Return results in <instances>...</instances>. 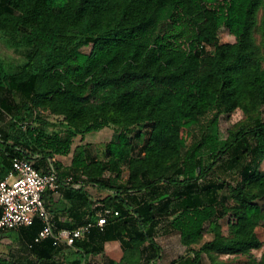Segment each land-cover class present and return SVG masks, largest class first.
Returning <instances> with one entry per match:
<instances>
[{"label": "trees", "instance_id": "trees-1", "mask_svg": "<svg viewBox=\"0 0 264 264\" xmlns=\"http://www.w3.org/2000/svg\"><path fill=\"white\" fill-rule=\"evenodd\" d=\"M221 26L237 40L220 42ZM0 40L27 49L19 71L0 61V114L7 115L0 150L11 160L35 159L41 168L69 154L77 135L117 128L105 157L53 160L61 179L82 183L62 186L81 203L80 224L97 219L90 184L112 191L99 201L119 212L70 245L78 256L71 264H101L92 257L109 239H119L124 254L104 264H157L155 234L164 218L188 248L167 264H220L218 255L263 246L256 229L264 225V120L221 138L218 116L264 104V0H0ZM212 111L200 142L183 153V129ZM222 165L241 167L234 185L215 178ZM41 225L39 217L30 224ZM35 238L39 258L54 257L62 245ZM0 264L25 263L0 252Z\"/></svg>", "mask_w": 264, "mask_h": 264}, {"label": "rangeland", "instance_id": "rangeland-1", "mask_svg": "<svg viewBox=\"0 0 264 264\" xmlns=\"http://www.w3.org/2000/svg\"><path fill=\"white\" fill-rule=\"evenodd\" d=\"M263 10L261 9L258 15V27L255 31V37L259 44L262 43V35L260 31V23L262 18ZM168 22H163L160 26V31H165L168 26ZM220 42H234L237 40L234 33H232L227 27L221 26L218 31ZM85 52H90L91 47L82 48ZM214 51L215 49L212 48ZM27 49L25 47H14L0 40V61L3 63L5 69L8 72L19 71L22 69L23 65L27 62ZM215 111L201 118V121L193 126L192 128H184L183 135L186 139V145L183 149V153L187 150H191L195 145L200 142L201 133L207 124H209L212 117L215 115ZM257 117L264 120V104L259 105L256 108L245 111L242 108H238L231 114L222 112L218 116L220 137L226 138L231 130H236L239 127L247 126L251 124ZM54 121H60L62 118L57 115L51 117ZM136 129V128H135ZM135 129L132 131L134 134ZM117 130L115 126H107L100 130H93L85 134L77 135L72 143L71 152L68 155V160L71 161L74 155H77L79 159H84L86 155H93L95 157L103 158L105 157L106 149L105 143L111 140L114 136V132ZM145 141L143 136L137 141L138 146L142 145ZM261 171H264V161L261 164ZM241 167H225L219 166L215 172V178H219L221 181H227L229 184L234 185L240 177ZM95 186L89 185V189L94 191ZM228 190V189H227ZM259 202L264 207V199H260ZM228 219L229 215L225 216L222 220V226L225 231L228 230ZM259 237L263 242L261 248H254L251 252L246 254H221L218 255L217 260L220 264H259L262 255L264 253V225H260L256 229ZM171 232V231H170ZM168 231L161 228L157 234V242L164 249V261L167 263L175 258L180 257V255L186 253L185 246L181 243L180 236L178 232H171L167 234ZM209 237V235L207 236ZM9 237H2L0 240V250L5 256L10 255V251L17 250L16 246L11 247L13 244L9 242ZM201 244H196L194 247L198 248ZM21 253L20 251H18ZM209 260H206L208 263Z\"/></svg>", "mask_w": 264, "mask_h": 264}, {"label": "built area", "instance_id": "built-area-1", "mask_svg": "<svg viewBox=\"0 0 264 264\" xmlns=\"http://www.w3.org/2000/svg\"><path fill=\"white\" fill-rule=\"evenodd\" d=\"M63 185L81 186L82 183L75 182L73 176L61 179L55 167L38 168L35 159L14 156L11 173L0 179V233L30 225L35 217H39L43 227L35 241L52 237L56 244L73 245L95 225L103 227L108 216L119 213L111 208H103L96 223L88 222L75 228L58 230L55 216L45 203L44 193L47 190L58 191Z\"/></svg>", "mask_w": 264, "mask_h": 264}, {"label": "crops", "instance_id": "crops-1", "mask_svg": "<svg viewBox=\"0 0 264 264\" xmlns=\"http://www.w3.org/2000/svg\"><path fill=\"white\" fill-rule=\"evenodd\" d=\"M7 119L6 114H0V127L4 125L5 121ZM2 134L0 133V137ZM69 154H56L54 158H47L43 161H41L40 165L42 169H49L51 167H54L53 160H60L65 164H70L72 162L68 160ZM12 171V160L10 157V154L7 150L1 149L0 150V179L4 178L5 176L9 175ZM91 185V184H90ZM74 187H80V186H74ZM87 188L90 192V197L94 201L92 204H90L92 209H95V214L97 215L96 221L87 220L82 222L80 224L81 215L78 214V211H80L81 203L77 202L75 200H71L68 198V194L64 193V188H61L58 191L53 190H47L44 193V200L48 208L53 212L55 216V223L57 225V229L62 228H70L73 224H77L76 226L72 227L75 228L79 225L88 223V222H94L96 223L100 212L103 209L101 206V199L105 198L108 194H113L112 191L108 189H101L98 187L94 188V191L92 192L91 189H89V185H87ZM1 209H0V216H1ZM85 219V218H84ZM43 225L40 226V228H37L36 226H23L19 229H10L7 230L4 234L0 233V240L2 237H9V242L13 244L11 247L14 248L16 246L18 248L17 250H12L10 253L14 255L16 258L24 262L25 264H71L73 259H76L78 256L74 253H72V248L70 245H67L65 243H62V245L58 249V253L55 254L52 258H39L38 255L34 254V252L31 249V243L33 237L37 236L40 230L42 229ZM168 231L167 234H171V232H178L181 240V234L180 231L176 229H172L169 225V219L164 218L162 221V224L159 226L158 231L155 234V240L157 242V234L159 233L161 228H164ZM71 229V228H70ZM104 231L102 228L100 230L96 231L98 236L104 234ZM171 231V232H170ZM95 234V235H97ZM93 236L91 239L92 244L99 243V237ZM104 250L101 254L97 256H93V261H96L97 263L104 264L108 260H114V261H120L123 257L124 250L122 248V243L119 239H109L105 242H101ZM182 243V240H181ZM157 244L161 247V253L160 255L155 259V262L157 264H167L163 263L164 261V249L163 247L157 242ZM183 244V243H182ZM184 245V244H183ZM186 250L188 249L186 245H184ZM195 246V245H194ZM1 253H3L0 250ZM187 253V251H186ZM185 253V254H186ZM184 255V254H182ZM181 256V255H180ZM176 259V258H175ZM174 260V259H173ZM172 261V260H171Z\"/></svg>", "mask_w": 264, "mask_h": 264}]
</instances>
